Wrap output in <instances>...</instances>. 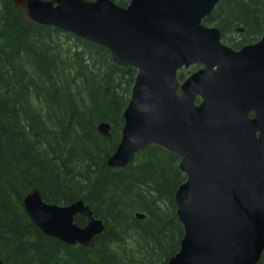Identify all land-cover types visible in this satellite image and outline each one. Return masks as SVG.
I'll use <instances>...</instances> for the list:
<instances>
[{
	"label": "water",
	"instance_id": "obj_1",
	"mask_svg": "<svg viewBox=\"0 0 264 264\" xmlns=\"http://www.w3.org/2000/svg\"><path fill=\"white\" fill-rule=\"evenodd\" d=\"M221 1L11 0L26 22L70 33L137 70L107 166L125 169L152 146L179 158L184 235L167 264H260L264 255V31L238 49L224 43L222 30L204 22ZM97 129L111 137V123ZM23 204L38 229L70 246L92 248L106 231L84 200L48 203L34 188Z\"/></svg>",
	"mask_w": 264,
	"mask_h": 264
},
{
	"label": "trees",
	"instance_id": "obj_2",
	"mask_svg": "<svg viewBox=\"0 0 264 264\" xmlns=\"http://www.w3.org/2000/svg\"><path fill=\"white\" fill-rule=\"evenodd\" d=\"M204 22L233 47L255 42L264 31V0H222ZM237 28L244 33L233 38ZM136 75L106 49L32 25L11 0H0V264H167L179 251L184 229L175 192L186 180L179 158L152 146L125 169L107 166ZM100 122L111 123L110 138L98 131ZM34 188L48 203L84 200L106 231L92 248L45 235L24 209Z\"/></svg>",
	"mask_w": 264,
	"mask_h": 264
},
{
	"label": "flooded vegetation",
	"instance_id": "obj_3",
	"mask_svg": "<svg viewBox=\"0 0 264 264\" xmlns=\"http://www.w3.org/2000/svg\"><path fill=\"white\" fill-rule=\"evenodd\" d=\"M236 32H237L238 34H242V33H244V31H243V32H240V31H238L237 29H236ZM233 34H235V33H234V32L231 33L230 36H232L233 38H237V37H239V36H234ZM255 42H256V41H255ZM224 43H226L227 45L231 46V45L228 44L227 42H224ZM252 43H253V42H252ZM245 44H246V43H245ZM241 46H242V45H241ZM241 46H239V47H233V46H231V47L238 49V48H240Z\"/></svg>",
	"mask_w": 264,
	"mask_h": 264
},
{
	"label": "rangeland",
	"instance_id": "obj_4",
	"mask_svg": "<svg viewBox=\"0 0 264 264\" xmlns=\"http://www.w3.org/2000/svg\"><path fill=\"white\" fill-rule=\"evenodd\" d=\"M235 34H233L234 36H239L240 34H238L237 32H234Z\"/></svg>",
	"mask_w": 264,
	"mask_h": 264
}]
</instances>
